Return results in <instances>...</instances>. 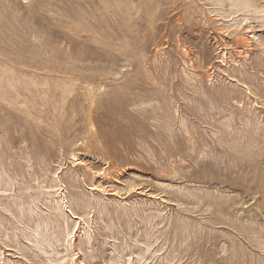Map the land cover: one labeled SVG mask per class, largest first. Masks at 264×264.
I'll return each instance as SVG.
<instances>
[{"label":"rangeland","instance_id":"obj_1","mask_svg":"<svg viewBox=\"0 0 264 264\" xmlns=\"http://www.w3.org/2000/svg\"><path fill=\"white\" fill-rule=\"evenodd\" d=\"M171 1L0 0V264H264V0Z\"/></svg>","mask_w":264,"mask_h":264},{"label":"bare ground","instance_id":"obj_2","mask_svg":"<svg viewBox=\"0 0 264 264\" xmlns=\"http://www.w3.org/2000/svg\"><path fill=\"white\" fill-rule=\"evenodd\" d=\"M162 1L164 2L165 0H162ZM166 4H167V3H166ZM171 4H175V0H172V1H171ZM175 6H176V5H175ZM164 7H166V5H165ZM186 7H187V6H186ZM168 9H169V8H168ZM165 11H166V10H165ZM202 12H203V11H202ZM167 13H168V12H167ZM164 14H165V13H164ZM162 15H163V14H162ZM167 15H168V14H167ZM193 15H194V13H193ZM179 16H180V15H179ZM186 17H187V16H186ZM178 18H179V17H178ZM195 18H196V17H195ZM174 19H175V18H174ZM186 19H188V18H186ZM194 20H195V19H194ZM178 23H179V22H178ZM189 23H190V22H189ZM192 24H193V23H192ZM183 26H184V25H183ZM187 27H188V26H187ZM186 29H187V28H186ZM191 30H192V29H191ZM176 31H177V30H176ZM178 31H180V30H178ZM178 31H177V32H178ZM185 31H186V30H185ZM38 236H39V235H38ZM38 236H37V237H38Z\"/></svg>","mask_w":264,"mask_h":264}]
</instances>
